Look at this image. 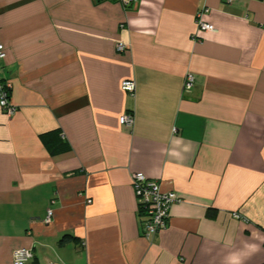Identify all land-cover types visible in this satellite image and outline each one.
I'll list each match as a JSON object with an SVG mask.
<instances>
[{
	"label": "crops",
	"instance_id": "crops-1",
	"mask_svg": "<svg viewBox=\"0 0 264 264\" xmlns=\"http://www.w3.org/2000/svg\"><path fill=\"white\" fill-rule=\"evenodd\" d=\"M133 3L0 0V264H264V0ZM139 172L180 199L149 238Z\"/></svg>",
	"mask_w": 264,
	"mask_h": 264
},
{
	"label": "built area",
	"instance_id": "built-area-1",
	"mask_svg": "<svg viewBox=\"0 0 264 264\" xmlns=\"http://www.w3.org/2000/svg\"><path fill=\"white\" fill-rule=\"evenodd\" d=\"M133 0H123V5L127 9L132 4ZM228 3H233L236 0H225ZM208 8L199 11L196 17L198 32H215L213 25L204 20V16L209 13ZM197 39V37H195ZM128 46L120 43L117 46L119 52H125ZM6 58V50L4 45L0 44V107L4 110L7 116L12 117L18 111V107L11 101V84L9 81L1 77V62ZM196 82V77L193 73H188L185 78L184 88L186 91L193 89ZM122 89L132 95L136 92V82L126 80L122 84ZM134 115L125 114L120 118V123L127 127H132L134 124ZM132 186L135 191L138 205L144 218V234L147 238L153 237L167 228L168 218L172 205L179 202L180 199L173 191H164L161 185L156 181L149 180L143 173H134L132 175ZM92 201H88L91 203ZM54 212L48 210V215L45 222H52ZM240 218L239 215H236ZM34 259V253L28 248H19L13 252V264H30Z\"/></svg>",
	"mask_w": 264,
	"mask_h": 264
},
{
	"label": "trees",
	"instance_id": "trees-1",
	"mask_svg": "<svg viewBox=\"0 0 264 264\" xmlns=\"http://www.w3.org/2000/svg\"><path fill=\"white\" fill-rule=\"evenodd\" d=\"M106 1H116V0H98L99 3L106 2ZM120 2H123V0H118ZM134 1V0H133ZM132 1V4L127 7L128 10H131L134 6V3ZM59 141L61 142L54 150H52V153H58V152H65L69 150L68 145L66 144V141H63L61 138H59ZM74 239L73 235L66 234L62 239L61 243H67L70 240Z\"/></svg>",
	"mask_w": 264,
	"mask_h": 264
}]
</instances>
